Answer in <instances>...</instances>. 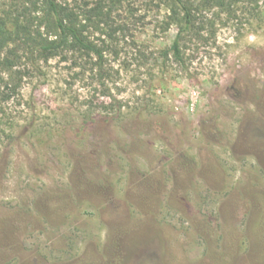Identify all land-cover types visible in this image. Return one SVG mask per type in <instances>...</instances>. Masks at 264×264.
<instances>
[{
	"label": "rangeland",
	"instance_id": "rangeland-1",
	"mask_svg": "<svg viewBox=\"0 0 264 264\" xmlns=\"http://www.w3.org/2000/svg\"><path fill=\"white\" fill-rule=\"evenodd\" d=\"M100 7L102 79L0 67V264H264V0L203 6L181 63L162 0Z\"/></svg>",
	"mask_w": 264,
	"mask_h": 264
},
{
	"label": "trees",
	"instance_id": "trees-1",
	"mask_svg": "<svg viewBox=\"0 0 264 264\" xmlns=\"http://www.w3.org/2000/svg\"><path fill=\"white\" fill-rule=\"evenodd\" d=\"M86 1L0 0V55L8 50L0 59V67L13 72L23 58L29 62H33L35 58L48 62L58 57L67 60V55L72 54L80 59L93 61L96 75L102 79L105 74L104 51L88 35L87 21L91 22L93 18L104 15L100 7L104 0H97L96 8H89ZM79 2H84L85 5H80ZM162 2L169 7L171 23L179 28L165 56L172 55L181 63L182 44L186 36L202 31L208 24L214 26L213 22L210 23L202 16L201 8L205 6L235 12L234 7L240 0H162ZM0 82H4L1 77Z\"/></svg>",
	"mask_w": 264,
	"mask_h": 264
}]
</instances>
